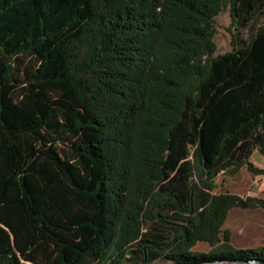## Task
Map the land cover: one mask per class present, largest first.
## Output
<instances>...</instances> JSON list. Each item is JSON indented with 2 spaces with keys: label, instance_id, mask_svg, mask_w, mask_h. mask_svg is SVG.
<instances>
[{
  "label": "trees",
  "instance_id": "obj_1",
  "mask_svg": "<svg viewBox=\"0 0 264 264\" xmlns=\"http://www.w3.org/2000/svg\"><path fill=\"white\" fill-rule=\"evenodd\" d=\"M254 150L264 0H0V264H264L221 229L264 202L212 194Z\"/></svg>",
  "mask_w": 264,
  "mask_h": 264
},
{
  "label": "rangeland",
  "instance_id": "obj_2",
  "mask_svg": "<svg viewBox=\"0 0 264 264\" xmlns=\"http://www.w3.org/2000/svg\"><path fill=\"white\" fill-rule=\"evenodd\" d=\"M215 33L212 36L213 53L216 57L232 50L233 33L237 39H244L247 36V29L236 31L232 28L229 6H225L214 17ZM249 161L256 167L264 169V156L254 150ZM212 194H230L239 198L252 197L264 202V176L255 175L246 166L230 176L226 173H219L214 178ZM222 230L229 233V244L234 249H249L259 246L264 247V207L256 205L250 207L233 206L221 225ZM219 236L221 234L219 233ZM211 246L205 242H198L195 250L207 252ZM150 264H168L165 261L156 260ZM205 264H254L252 262L224 263L215 261Z\"/></svg>",
  "mask_w": 264,
  "mask_h": 264
},
{
  "label": "water",
  "instance_id": "obj_3",
  "mask_svg": "<svg viewBox=\"0 0 264 264\" xmlns=\"http://www.w3.org/2000/svg\"><path fill=\"white\" fill-rule=\"evenodd\" d=\"M250 262H252V263H254V264H263V263H261V262H259V261H256V260H251Z\"/></svg>",
  "mask_w": 264,
  "mask_h": 264
}]
</instances>
